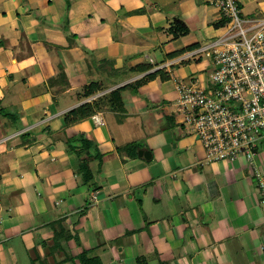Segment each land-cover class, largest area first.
Instances as JSON below:
<instances>
[{
    "label": "crops",
    "instance_id": "1",
    "mask_svg": "<svg viewBox=\"0 0 264 264\" xmlns=\"http://www.w3.org/2000/svg\"><path fill=\"white\" fill-rule=\"evenodd\" d=\"M258 1L241 15L264 18ZM218 18L214 0H0V101L15 91L21 118L0 116V264H264L250 166L207 163L172 116L175 77L208 78L182 56ZM141 139L150 161L125 153Z\"/></svg>",
    "mask_w": 264,
    "mask_h": 264
},
{
    "label": "built area",
    "instance_id": "2",
    "mask_svg": "<svg viewBox=\"0 0 264 264\" xmlns=\"http://www.w3.org/2000/svg\"><path fill=\"white\" fill-rule=\"evenodd\" d=\"M214 5L226 19L225 33L182 56L208 58L211 73L201 81L174 80L175 112L207 163L244 158L264 190V174L253 165L264 143V18L242 17L237 0H214Z\"/></svg>",
    "mask_w": 264,
    "mask_h": 264
},
{
    "label": "rangeland",
    "instance_id": "3",
    "mask_svg": "<svg viewBox=\"0 0 264 264\" xmlns=\"http://www.w3.org/2000/svg\"><path fill=\"white\" fill-rule=\"evenodd\" d=\"M256 6H257V9L255 10V11H260L259 13H260V15L261 16H264V0H259L257 3H256ZM255 13H257V12H253L252 14L253 15H255ZM242 17H243V14H242ZM246 17H249V16H246ZM219 19V22L220 21H223L224 23H222V24H225V22H226V19L220 14V18H218ZM218 22V21H217ZM216 22V23H217ZM216 23H214V24H212L211 26L213 27V28H215V24ZM223 27V26H222ZM222 27L220 28V29H222ZM222 31V30H221ZM196 49H198V48H196ZM193 50H195V49H193ZM202 50V49H201ZM185 65H188V64H185ZM185 65H177V66H175V68H177V69H179V68H182V67H184ZM176 69V70H177ZM212 70V69H211ZM211 70H208V69H206V70H204L205 72V76L206 77H208L209 76V74L211 73ZM176 79H180V80H182L183 82H185V83H189L190 82V79H189V77L188 76H186L185 78H183V77H181V78H177V77H175ZM184 80H183V79ZM1 102V101H0ZM175 102V101H174ZM10 103H12L13 104V107L16 109L18 106H19V104H20V99L18 98V94H16L15 93V91H14V95H8V97H6V99L4 98V100L1 102V104H0V107H2L3 108V112H2V115H3V117H4V120H6V122H8L9 124H12L11 122H13L14 123V121H12V119H16L17 121H19V120H21V118H20V114L17 112V110L16 111H14V113H12V112H8L7 111V105H11ZM174 104V103H173ZM172 104V105H173ZM171 105V106H172ZM20 107V106H19ZM18 107V108H19ZM172 116L175 118V122H176V126H180L181 124H182V121H183V119H182V117L181 116H179V115H177L176 114V112H175V108H174V106H173V112H172ZM9 119H11V120H9ZM19 119V120H18ZM95 119V118H94ZM10 121V122H9ZM182 126V125H181ZM187 135H190L189 133H186ZM193 136V135H192ZM131 143V142H130ZM129 143V144H130ZM146 145V142L144 141V140H137V141H135L134 143H131L129 146H128V149L126 150V152L125 153H130V155L133 153L134 154V152H136V149H137V147H139V146H145ZM149 147H151L149 144H147ZM260 152H264V143H263V146H262V148H260ZM86 152H84V156H86V154H85ZM92 155H94V158H97V156H95V153L93 152L92 153ZM87 157V156H86ZM260 162H262L261 160H259V158H257V163H260ZM239 164V161L238 162H234V163H232L231 165L233 166V171L236 173V175H237V179H241V178H243V179H245V180H252L253 179V170L251 169V168H249V167H245V169H244V171H246V173L249 175L248 177H249V179L246 177V175H245V173H244V171L243 172H241V171H238V169H236L235 167L237 166L236 164ZM111 166H113L112 164H109V166H107V167H111ZM254 183V182H253ZM255 191V190H254ZM256 193V192H255ZM258 193V192H257ZM256 193V194H257ZM1 251V250H0ZM4 264H10L9 262H6V263H4Z\"/></svg>",
    "mask_w": 264,
    "mask_h": 264
},
{
    "label": "trees",
    "instance_id": "4",
    "mask_svg": "<svg viewBox=\"0 0 264 264\" xmlns=\"http://www.w3.org/2000/svg\"><path fill=\"white\" fill-rule=\"evenodd\" d=\"M222 23H224V22L223 21H220V22L216 23L215 24V28L216 29L217 28L218 29L221 28L224 25ZM169 32H170L171 35H173L174 38H177V37H182V36L187 35L189 33V29H188V27L185 25V23L182 20H180L178 18H174L173 21H172V25H171V27L169 29ZM196 48H199V46L190 47L186 51H191V50L196 49ZM183 52H181L180 54L182 55ZM85 92H86L85 93L86 95L84 94V96H87V95L89 96V93H91L90 91H85ZM116 94H117V92L114 93V96H117ZM0 104H1V102H0ZM2 112H3V108L0 109V116L2 115ZM79 140H80V142H81V144L83 146H84V144H87L88 143L87 141H85L82 138L79 139Z\"/></svg>",
    "mask_w": 264,
    "mask_h": 264
},
{
    "label": "water",
    "instance_id": "5",
    "mask_svg": "<svg viewBox=\"0 0 264 264\" xmlns=\"http://www.w3.org/2000/svg\"><path fill=\"white\" fill-rule=\"evenodd\" d=\"M137 155L139 158H143L145 161H150L152 158L151 152L143 148L137 149Z\"/></svg>",
    "mask_w": 264,
    "mask_h": 264
}]
</instances>
